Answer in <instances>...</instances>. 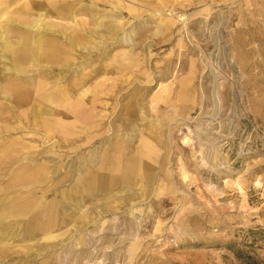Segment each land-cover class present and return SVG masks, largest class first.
I'll list each match as a JSON object with an SVG mask.
<instances>
[{
  "label": "rangeland",
  "instance_id": "374dc122",
  "mask_svg": "<svg viewBox=\"0 0 264 264\" xmlns=\"http://www.w3.org/2000/svg\"><path fill=\"white\" fill-rule=\"evenodd\" d=\"M0 264H264V0H0Z\"/></svg>",
  "mask_w": 264,
  "mask_h": 264
},
{
  "label": "bare ground",
  "instance_id": "6f19581e",
  "mask_svg": "<svg viewBox=\"0 0 264 264\" xmlns=\"http://www.w3.org/2000/svg\"><path fill=\"white\" fill-rule=\"evenodd\" d=\"M21 41V40H20Z\"/></svg>",
  "mask_w": 264,
  "mask_h": 264
}]
</instances>
